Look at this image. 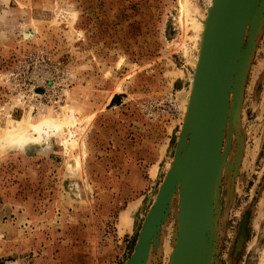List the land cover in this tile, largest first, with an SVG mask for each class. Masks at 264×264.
I'll return each mask as SVG.
<instances>
[{
    "label": "rangeland",
    "instance_id": "obj_1",
    "mask_svg": "<svg viewBox=\"0 0 264 264\" xmlns=\"http://www.w3.org/2000/svg\"><path fill=\"white\" fill-rule=\"evenodd\" d=\"M182 1L0 0V264L130 259L123 210L132 219L141 203L138 238L188 121L180 95L190 96L204 29L186 24ZM196 1L207 25L211 6ZM247 2L243 22L246 1L236 5L243 27L198 264H264V8ZM43 121L56 126L35 144L10 138L13 123L25 132ZM177 191L146 264L170 262Z\"/></svg>",
    "mask_w": 264,
    "mask_h": 264
},
{
    "label": "water",
    "instance_id": "obj_2",
    "mask_svg": "<svg viewBox=\"0 0 264 264\" xmlns=\"http://www.w3.org/2000/svg\"><path fill=\"white\" fill-rule=\"evenodd\" d=\"M240 0H215L208 9L209 23H204L197 67L191 77L193 88L186 106L188 121L182 126L177 143V164L171 162L167 180L151 210L146 214L134 251L126 264H146L151 243L169 207L174 191L178 194L177 230L169 264H198L214 196V165L224 125L225 102L236 66L234 45L246 20L249 7L240 10ZM264 8V0H257ZM237 19V18H236ZM236 25H233V24ZM255 40L254 27L247 35L245 61L251 55ZM180 152H182L180 154ZM143 250V251H142ZM142 252V254H141ZM206 252V251H205Z\"/></svg>",
    "mask_w": 264,
    "mask_h": 264
},
{
    "label": "bare ground",
    "instance_id": "obj_3",
    "mask_svg": "<svg viewBox=\"0 0 264 264\" xmlns=\"http://www.w3.org/2000/svg\"><path fill=\"white\" fill-rule=\"evenodd\" d=\"M214 1L215 0H206L204 6H206V7L207 6H211V8L213 9ZM253 1L256 2L257 0L256 1L252 0V3H253ZM182 12H183V15H184L183 18H185L186 24L189 25L191 28H193L194 31L197 34L200 33L204 29L203 28L204 25L202 26V24H203L202 21L204 19L205 12H204L203 8H201L198 5L196 0H183L182 1ZM203 34H204V30H203ZM174 44L178 45L181 48L184 47V45H185V44L180 45V42H177V41H175ZM185 48L186 47H184V49ZM190 61L191 62H193V61L195 62L196 61V57H192L190 59ZM194 65L195 64L193 63V65H191V66L194 67ZM190 82H191V80H190ZM192 88H193V86H192ZM181 95H180V99L182 100V102L184 104H187L188 103V99H189V94L188 93L186 94V92H185V93H182ZM184 108H185V106H184ZM50 126L54 127V126H56V123L52 122V121H43L39 125H36V126L32 127L30 131L23 132L21 123L16 122V123H13L12 126L9 128V134H10V138H13V139H16L18 141H21L24 144L25 143H34L35 144L36 141L38 140V138L43 137L45 129L46 128H50ZM25 145H27V144H25ZM202 246H204L203 243H202ZM202 248H201V250H202ZM141 254H142V252H141ZM140 257H141V255L135 260L134 264L137 263V261L139 260Z\"/></svg>",
    "mask_w": 264,
    "mask_h": 264
},
{
    "label": "crops",
    "instance_id": "obj_4",
    "mask_svg": "<svg viewBox=\"0 0 264 264\" xmlns=\"http://www.w3.org/2000/svg\"><path fill=\"white\" fill-rule=\"evenodd\" d=\"M177 90H181L180 88L179 89H177ZM114 97V96H113ZM143 201V200H142ZM140 205H141V203L136 207V208H134V210L132 211V213H131V215H130V217L132 218V219H127L128 217H129V214H128V211H127V209H128V207H126L124 210H123V213H126V214H123L124 215V239H126V240H129V239H135L136 240V238H137V236H136V238H133V237H135V234H134V219H133V217H135V215L138 213V211H139V209H140ZM145 214V212L144 213H142V215L141 214H139L138 213V216H142V217H144L143 215ZM140 220H142V219H140ZM141 223V222H140ZM135 240H133L134 241V245L136 244V242L137 241H135Z\"/></svg>",
    "mask_w": 264,
    "mask_h": 264
},
{
    "label": "built area",
    "instance_id": "obj_5",
    "mask_svg": "<svg viewBox=\"0 0 264 264\" xmlns=\"http://www.w3.org/2000/svg\"><path fill=\"white\" fill-rule=\"evenodd\" d=\"M166 108H167L168 112L176 111V106H175V104L172 101L167 103V107ZM144 111L145 112H149V113L151 112V110H149L146 107H145Z\"/></svg>",
    "mask_w": 264,
    "mask_h": 264
},
{
    "label": "trees",
    "instance_id": "obj_6",
    "mask_svg": "<svg viewBox=\"0 0 264 264\" xmlns=\"http://www.w3.org/2000/svg\"><path fill=\"white\" fill-rule=\"evenodd\" d=\"M113 101H114V99H113Z\"/></svg>",
    "mask_w": 264,
    "mask_h": 264
}]
</instances>
